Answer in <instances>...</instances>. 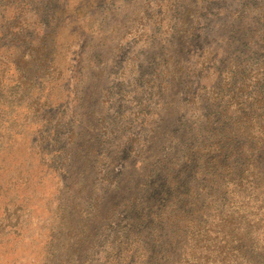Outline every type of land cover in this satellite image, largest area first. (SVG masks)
I'll use <instances>...</instances> for the list:
<instances>
[{
	"label": "rangeland",
	"instance_id": "374dc122",
	"mask_svg": "<svg viewBox=\"0 0 264 264\" xmlns=\"http://www.w3.org/2000/svg\"><path fill=\"white\" fill-rule=\"evenodd\" d=\"M167 2L128 1L127 9H133L135 14L124 21L125 27L106 51L104 69L96 87L90 81L85 84L88 74L84 69L90 65V60L85 58L88 41L95 37L91 30L100 32L106 26L101 13H89L85 19L93 24L78 28V37H69L66 48L59 49L58 42L52 56V52H47L51 48L47 34L53 35V17L51 12L47 13L51 0H26L25 8L23 4L18 5L16 12L20 18L13 28L16 34L12 39L0 40V171L6 173L8 185L10 177L17 172L21 174L17 175L19 183L23 178L30 179L29 189L34 188L36 194L28 196L26 186L18 189L13 186L14 193H22L20 198H27L20 208L0 196V220L6 224L4 233L18 231L20 234L9 240L1 236L4 243L0 244V264L41 263L38 256L44 254L46 243L55 234L59 207L62 209L65 205L68 185L72 186L67 176L70 177V171L72 176H77L73 168L81 148L79 137L84 143L93 132L92 108L99 124L94 131L97 147L93 155L95 163L90 168V191L78 206L74 225L70 227V221L61 223L60 229L69 235L59 236L60 242L63 244L72 236L75 223L81 221L79 214L93 228L84 233L78 232L80 226L77 228L64 262L59 255L61 245L56 242L55 250L50 249L54 250L55 259L47 264H67L79 246L78 254L82 258L77 264L168 263L160 255L157 232L147 231L145 223H140L134 234H129L127 229L134 220L132 201L150 205L147 195L140 193L144 176L140 163L146 152L141 153V149L146 144L147 149L151 148L156 127L161 130L176 125L167 115L168 106L178 107L177 125L182 132L194 136L199 131L202 144L198 150L211 140L210 136L205 140L207 131L199 123L205 117L215 122L222 104L213 99L205 104V97L210 99L217 85L227 84L230 92H235L243 77L264 71V43L255 38L258 31L264 30V21L253 12L257 6L264 10V0H178L174 11L167 7ZM32 9L29 15H24ZM180 21L190 26L192 37H187L188 40L176 34ZM61 39L65 43V38ZM40 46L45 48L43 55L47 62L29 75L31 84L24 85L26 91L21 93L24 88H17L16 81L19 61L24 59L27 67L35 69L36 62H30V55L35 57V47ZM176 57H182L186 67L182 86L172 85L170 77L171 72L177 76ZM198 60L204 63H197ZM56 73L61 77L51 78ZM180 141L184 147H195L178 165L177 173L191 170L179 180L183 188L177 187L174 193L188 194L187 183L191 179L199 182L194 175L200 160L196 141L187 142L185 135ZM181 149L178 155L184 154L180 146ZM157 164L161 168L163 160ZM200 168L204 174L202 180H205V170L208 176L215 171L205 161L200 163ZM76 186L80 187L78 183ZM77 187L72 192L78 198ZM200 202L205 203V198ZM184 205L185 202L179 208ZM171 235L164 233L162 237ZM75 240L79 243L74 247ZM119 253L124 259L115 258L114 254Z\"/></svg>",
	"mask_w": 264,
	"mask_h": 264
},
{
	"label": "trees",
	"instance_id": "16d2710c",
	"mask_svg": "<svg viewBox=\"0 0 264 264\" xmlns=\"http://www.w3.org/2000/svg\"><path fill=\"white\" fill-rule=\"evenodd\" d=\"M41 1L44 2V0ZM115 1L51 0L52 3L47 8V13L51 12L53 17L51 21L53 35L47 34V37L51 38V48L47 52H52L53 56L58 42L60 44L59 49L66 48L69 37H78L77 34L80 33L78 28L92 25L90 19H85L89 13H101V20L105 21L107 28L106 14L109 9L115 6ZM167 1V7L174 11L178 0ZM25 2L26 0H0V40L2 38L12 39L16 34L17 31L14 32L13 28L20 18L16 11L20 4H23L25 8ZM32 11L33 9L26 10L24 15L27 16ZM261 11L262 7L260 6L253 10L264 21V10L260 13ZM103 13L105 14L103 15ZM70 19L71 23L69 22ZM81 19L85 20L81 22ZM252 21L251 19L250 23ZM23 27L25 31L29 30L28 26L24 25ZM189 27L186 21H180L176 34L178 36L183 35L182 37L188 40L187 37H192ZM260 28L262 27L260 26ZM91 31V34L95 33L96 37L98 31ZM62 37L65 38V43L61 39ZM95 37L88 41L89 51L85 58L86 61L90 59V51L95 43ZM255 38L257 42L264 43V30L258 31ZM35 50L36 56L30 55V62H36L35 69L30 66L27 67L24 59L19 61V71L16 76L17 88H24V85L29 86L31 84L29 75L36 73L47 62L43 55L45 48L40 46L35 47ZM176 58L177 61L174 64L178 66L177 72H175L177 76L172 75L171 72L170 77L173 80L172 85L182 86L186 67L182 57ZM199 62L204 63V60H198L197 63ZM201 67L202 69L205 68L204 65ZM84 70L87 74H91L93 71L91 65L85 66ZM54 77H61V75L60 73L52 74L51 78ZM243 78L244 81L238 83L235 92H230L227 84L221 87L217 85L218 89L214 95L210 99L205 97V104L213 99L222 105H219V115L215 122H212L210 117H205V121L199 123V127L207 131L208 135L205 136V140L208 136L211 137V140L206 142L201 149L198 150L202 144L199 131L194 136H189L188 132L185 133L179 129L177 125L178 107L174 106H168L167 115L170 117L171 123H176V125L165 126L161 130L156 127V135L151 148L147 149L148 144H146L141 149V153L146 152L140 163L144 173L140 185V188H143L140 193L144 192V195H147L146 201L150 205L137 204V200L132 201L131 211L134 213V220L130 222L127 229L129 234H134L137 226L140 223H145L147 231L157 232L158 240L156 243L161 244L158 246L160 255L163 261L168 259L167 264H264V71H257L252 76L248 75ZM25 91L26 87L21 90V93H25ZM1 95L0 88V97ZM96 116L92 108L91 119L93 124L90 126L93 130L92 137L84 139V143L79 137L81 148L80 152L77 153L78 163L73 168V172L77 176H72L71 171L70 177L67 176V182L69 183L71 180L72 186L69 184L67 188L65 185L67 192L69 191L68 197L64 198L65 205L63 208L59 207L54 236L46 243L44 254L41 253L38 256V261L42 259L40 264H47L55 259L56 242L61 245L59 255L64 262V255L69 249V243L72 241L73 233L77 228L80 226L79 233H84L93 228L92 225L88 226L86 217L79 214L77 217H80L81 221L79 224L75 223L73 231L70 230L72 236H69L63 244V241L60 242L62 239L59 236L66 238L67 234L69 235L68 231L63 232L60 229L61 223L64 224L65 222L66 224L70 221V227L74 225V215L78 211V206L83 203L84 199H87L85 196L90 191V168L95 163L93 156L97 147L95 132L99 124ZM184 135L188 137L187 142L191 139L196 141L197 156L200 161L194 176H197L199 182L191 179L187 183L189 186L188 194H175L177 187L183 188L179 185L181 182L179 180L191 170L188 168L177 173L178 165L183 163L184 158L195 149V147L189 149L181 144L180 138ZM180 146L184 149L183 155H178L182 151V149L179 150ZM160 159L163 160V165L158 168L156 165ZM203 161L210 167H215V171L211 172L209 176L205 170V180H202L204 174L200 168V163ZM14 170L17 171V168ZM1 171L0 196L7 198L8 202H15V206L20 208L22 201L27 199L20 198L22 193H14L13 186L14 189L26 186L28 196L36 194L34 188L29 189L28 182L30 179L23 178V182L19 183L17 175L21 176V174L17 172L10 177L12 180L8 185L5 180L6 173ZM76 183L80 185L79 188ZM194 185H199V188L195 189ZM70 187L72 188L70 189ZM76 187L78 188V198L72 192L76 190ZM203 198H205V203L200 202ZM184 202V207L179 208V205ZM81 210L83 209L81 208ZM70 217L73 219L69 220ZM66 218L68 220L65 221ZM5 230L6 224L0 220V244L4 243L1 236L5 235L4 238L9 237L6 238L9 240L20 235L18 231L4 233ZM164 233L172 235L162 237ZM56 235L57 239L54 238ZM78 243L79 241L73 242L74 247ZM51 248L54 250H50ZM79 250L80 246L74 249V257L67 264L79 263L82 258L78 254ZM122 255L121 253L114 254L118 260L124 259ZM171 260L172 262H169Z\"/></svg>",
	"mask_w": 264,
	"mask_h": 264
},
{
	"label": "flooded vegetation",
	"instance_id": "af4514ba",
	"mask_svg": "<svg viewBox=\"0 0 264 264\" xmlns=\"http://www.w3.org/2000/svg\"><path fill=\"white\" fill-rule=\"evenodd\" d=\"M128 1L129 0H116L115 6L109 9L106 14L108 27L96 33L95 43L92 45L89 57V64L92 66L93 71L91 74H88V79L85 84L90 81V85L95 83L93 87H96V82H99L101 72L104 69L103 63L105 61L106 51L116 40V37H118L117 34L122 32L125 27L124 21L127 22L134 13L133 9H127ZM84 96L86 98V94ZM87 99H89V97Z\"/></svg>",
	"mask_w": 264,
	"mask_h": 264
}]
</instances>
